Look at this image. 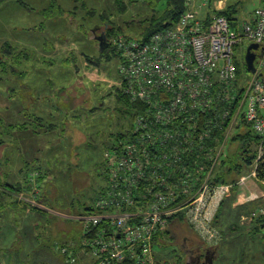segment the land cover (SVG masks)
<instances>
[{
  "label": "rangeland",
  "instance_id": "374dc122",
  "mask_svg": "<svg viewBox=\"0 0 264 264\" xmlns=\"http://www.w3.org/2000/svg\"><path fill=\"white\" fill-rule=\"evenodd\" d=\"M54 1L0 0V48L9 43L17 55H3L5 66H0V187L7 184L20 192L7 195L0 189L1 264H32L35 255L44 250L75 258L70 244L81 238L83 224L32 209L28 204L31 195H22L39 183L43 196L52 192L54 208L61 214H68L70 209L82 212L95 204L102 185L98 174L104 154L120 136L130 132L131 125L129 116L121 113L124 107L117 102L116 90L121 88L119 55L111 53L109 61L99 62L98 37L113 26L120 35L138 38L140 29L164 4L59 0L64 16L54 14L59 7L46 10ZM220 1L208 7L220 11L224 5L225 9L233 5L241 23L250 21L260 4V0H223L221 7L215 6ZM83 3L85 9H74ZM88 11L96 16L83 30L84 25L79 24L84 23L82 16ZM79 16L81 19H76ZM199 16L203 14L199 12ZM249 46L245 42L237 49L238 62L244 68ZM245 73L249 75L246 68ZM16 194H22L19 206ZM46 204V208L52 207ZM181 227L171 228L175 241L173 235L164 234L153 243L155 264L196 263L197 255L188 257L181 251L185 244ZM216 227L224 240L212 264H264V236L260 231L219 222ZM201 243L190 239L189 247L194 250ZM64 249L68 251L64 253ZM200 254L201 263L206 264L209 255ZM61 255L57 256L63 264Z\"/></svg>",
  "mask_w": 264,
  "mask_h": 264
},
{
  "label": "built area",
  "instance_id": "2783aa9c",
  "mask_svg": "<svg viewBox=\"0 0 264 264\" xmlns=\"http://www.w3.org/2000/svg\"><path fill=\"white\" fill-rule=\"evenodd\" d=\"M211 3L187 0L179 21L147 41L123 35L113 40L120 86L143 110L130 132L104 154L108 188L95 202L100 212L61 214L29 200L32 208L82 222L80 248L91 264L127 259L154 264L153 239L179 214L204 238L215 240L212 224L223 198L248 178H259L264 162V0L250 21L236 27L219 15L224 9L200 17L190 8ZM245 42L258 45L252 50L256 71L247 70L248 76L247 65L237 58ZM247 127L260 142L249 177L214 184L231 136L245 134ZM37 190L36 185L33 193Z\"/></svg>",
  "mask_w": 264,
  "mask_h": 264
},
{
  "label": "trees",
  "instance_id": "16d2710c",
  "mask_svg": "<svg viewBox=\"0 0 264 264\" xmlns=\"http://www.w3.org/2000/svg\"><path fill=\"white\" fill-rule=\"evenodd\" d=\"M58 1L59 0H55L54 4H52V6L46 10L51 11V9H53L52 8L53 6L56 8L59 7L60 8L59 11H57L54 14L55 15H64V12L62 11V9L60 7L61 4L58 3ZM78 1L80 2V0H78ZM147 1L148 2L149 1L150 2L156 1L158 3L157 5H159L161 3V1H164V4H163V6L161 5L162 8L160 10H157L156 13L152 15V17L149 19V21L145 25V27L140 29L141 32L136 35V36H138V38L135 36H133V37L125 36V37L132 38V39H139L141 41H147L153 34L159 32L161 30H164L166 28H169L171 26H174L179 21L181 15L184 13V11L188 8L187 2H186L187 0H147ZM211 1L214 2L216 0H211ZM55 2L58 5H56ZM81 5H82L81 7L78 5H75L74 9H76V10H79L80 8L85 9V7H86L85 3H83ZM123 10H126V6H124ZM211 12L212 11L209 10L206 12V14H209ZM72 13L77 16L78 11L74 10ZM237 13H238L237 10H235L234 6L232 5V6H228L223 11H220L219 15L228 18V20L230 21L232 26L236 27L240 23L239 20L237 19ZM44 14H46V13H44ZM95 16H96V14L94 13V11H91V12L88 11L87 14L85 13V15L82 16L84 23H81L79 25L82 27V25H84V24H87V23L89 24V22L91 23ZM100 18H101V16H100ZM76 19L80 20L81 16L77 17ZM105 19H106V17L104 15L103 20H105ZM85 27L86 26L84 25L83 30L86 29ZM104 34L106 35L108 46L105 49H103V47L101 46L100 51H99V59H98L99 62H101L103 60L109 61L111 53L117 54L115 47L113 46V40L118 35H120L119 31L116 30L113 26H109L107 31L105 30ZM3 55L5 57H10V58H12V56L17 57L16 52H15V48H13V46L11 47L9 45V43H5L3 45V47L0 48V66L1 67L5 66V61L2 60ZM9 55H12V56H9ZM10 65L13 66V64H10ZM96 65H97V63H96ZM238 67H239V65H238ZM2 70L4 71L5 69H2ZM121 88H122V86H121ZM121 88L116 90L117 102L121 106L124 107V109L121 110V113H123L125 115L127 114L129 116V118L131 120V125H130V128H131L133 125V121H134L135 117L138 115V113L140 111L143 110V106L139 103H132L130 101V99L124 94L123 88L122 89ZM110 94H111V92L109 93V95ZM51 127H54L53 124L51 125ZM125 136L126 135L120 136L118 138L117 142L120 141ZM259 143H260L259 140L257 139L256 136L253 135V133L249 127H247V130H246L245 134H243V135L239 134V133H234L230 138L229 144L225 150V154L223 155V159L220 161V164H219L221 169L224 170L225 173H222L220 176L213 178L212 179L213 183L214 184H236L237 180L240 178L242 171L246 168L247 169L252 168L255 160L258 157L257 149H258ZM111 147H109V148H111ZM103 164H104V159H103L102 163L99 165L98 178L101 179L102 185L99 187L97 195L101 194L103 191H105L108 188L106 183H105L106 181H105V178H104L103 173H102ZM258 170H259V180L264 181V162L259 166ZM216 172H217V170H216ZM0 189H1V191H3V193H5L7 195H15V193H20L18 191V189H16L13 186L7 185V184H2ZM38 189L40 190V187H38ZM32 190H34V189H31V191L29 193H32ZM16 195H19V194H16ZM36 195H37L36 193H32V195H31L32 199H33V196H36ZM44 198H45V195L44 196L42 195V197L40 198V201ZM20 202L23 203L22 200H20ZM28 204H30V202ZM32 209H38V208L33 207ZM51 209L57 210L56 208H54V205ZM97 211L100 212L98 209L97 210L95 209V204H94L93 206L85 208L82 212L77 211V210L75 211V209H73V210L70 209L68 214L74 215V216H84V215L96 213ZM54 217H57V216H54ZM74 221L78 222V223H82V222L76 221V220H72L71 222H74ZM182 225L185 226L184 229L181 227ZM174 227H175V230H178V228L181 227L185 242L187 241L188 237L191 235V232H193V230H192L193 228L191 227V225L188 224L185 216L183 214H179L170 220L168 229H166L163 232L158 233L154 237L153 243L157 240H161L162 235H164V234L171 235V237L173 235L172 240L175 241L176 237L174 235V232L171 230V228H174ZM261 231H262V226H261ZM82 234H83V231H82ZM194 250H193V252H194ZM200 252L202 253L203 251L200 250ZM206 252L209 255V261H207L206 264H212V260L215 257L214 248H210V249L207 248ZM39 254L41 255L40 259L37 258V256ZM39 254L35 255L36 258H34L32 264H39V262H41L42 259H47V261L55 260L58 262V264H60V260L58 258L53 257L52 254L49 252V250H44ZM213 254H214V256H213ZM198 258H199V256L197 257V261L195 264H203V263H200V261H198ZM117 264H137V263L133 260L127 259L126 261H124L122 263H117ZM154 264H155V261H154Z\"/></svg>",
  "mask_w": 264,
  "mask_h": 264
},
{
  "label": "crops",
  "instance_id": "0c3cea01",
  "mask_svg": "<svg viewBox=\"0 0 264 264\" xmlns=\"http://www.w3.org/2000/svg\"><path fill=\"white\" fill-rule=\"evenodd\" d=\"M222 4H223V0H221L215 6L221 7ZM225 4H226V2H225ZM190 8H194V10L196 12H198V14H199V12H200V14H205L209 10L213 11L214 6H212L211 8L210 7L202 8L199 6H192ZM222 9H225V5H224V7H222ZM60 125L61 124H57V126H60ZM53 126H54V124H53ZM53 142H55V141H52V143ZM251 171H252V168L244 169L240 175V178H242L244 176L249 177V174L251 173ZM222 173H225V171L221 169L220 165H218L217 172H216L217 175L215 174L214 178L220 176ZM239 179L237 180L236 184L238 183ZM37 186L40 187V193L37 194L36 196H33V200L39 201L40 203H42L46 207H48L46 202L51 204L52 207H53V205L55 207L56 199L53 198L52 192H51V195L48 196L47 191H46L45 198L40 201V198L42 197V195L44 193L42 190L43 186L39 183L37 184ZM235 187H234L235 190L233 189L234 191L232 190V192L230 194L226 195L223 198V200H222V202L218 208V211L216 212V216H215L214 222L212 224V228L215 230L216 235H217L215 240H213V241L207 240L206 238H204L202 236V234L200 232L197 231V229L195 227L191 226L193 228L192 229L193 232H191L190 236L193 235V238H190V236H189L187 241L186 242L184 241V243H185L184 245L186 247L184 245H182V248H181V251L184 250L182 252L187 253L188 257H190L191 255H193V257H196L194 255H197V257L198 256L200 257V255H201L200 250L203 251L202 253H205L207 248H209V249L214 248V253H215V257H216L217 250L224 240L221 231L218 230L216 227V223H218V222L221 223L222 225H226L227 227H229L230 225H233V224H238L241 227H244L247 229L253 228V230L260 231L262 233L261 226L264 222V181L259 180V178L258 179H249L248 178L246 183L243 186H240V187L235 186ZM1 192H3V191H1ZM32 193H33V191H32ZM32 193H24L23 195L19 194L18 199H17L18 206L21 205V202H20L21 195L29 197V195H32ZM52 207H49V208H52ZM44 212H47V211H44ZM259 212L261 214L262 213L263 214L252 219V215L254 213H259ZM49 214H51V213H49ZM2 228H3V224H2ZM262 235L264 236L263 233H262ZM258 238H259V236H258ZM80 239L76 243L72 242L70 244V246L74 247V252H75L74 253L75 258L73 260L65 258L66 256L61 255L59 253V251H56V252L52 251L51 252L52 256L55 258H58L57 255L63 256L65 259V262L62 261L63 264H91L92 259H90V258L87 259L85 257V253L83 251H80L81 250ZM190 239L192 241H193V239H195L196 241L202 242L201 243L202 245L198 249H195V250H197L196 253H193V247L192 246L189 247L190 246L189 245ZM56 243H59V241H57ZM213 256H214V254H213ZM0 259H1V255H0ZM199 260L200 259L198 258V261ZM196 261H197V259H196ZM6 262L9 263L8 259H6ZM29 263H30V261H29ZM200 263H201V260H200ZM0 264H1V261H0ZM41 264H58V262L55 260L47 261V259H43Z\"/></svg>",
  "mask_w": 264,
  "mask_h": 264
},
{
  "label": "water",
  "instance_id": "95a60500",
  "mask_svg": "<svg viewBox=\"0 0 264 264\" xmlns=\"http://www.w3.org/2000/svg\"><path fill=\"white\" fill-rule=\"evenodd\" d=\"M96 30L97 29H94V32ZM98 40L100 41L103 49H105L108 46L106 35L104 33L100 37H98ZM257 49H258V45L253 44V45H250L247 50L246 65H247V70L251 73H255L256 71V68H255L256 55L252 53V50H257ZM207 260L209 261V257L207 258Z\"/></svg>",
  "mask_w": 264,
  "mask_h": 264
}]
</instances>
